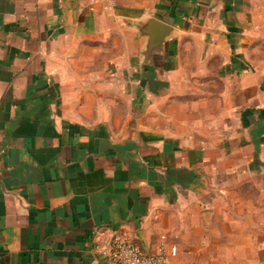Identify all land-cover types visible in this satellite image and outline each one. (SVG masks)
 Returning <instances> with one entry per match:
<instances>
[{
	"label": "crops",
	"instance_id": "crops-1",
	"mask_svg": "<svg viewBox=\"0 0 264 264\" xmlns=\"http://www.w3.org/2000/svg\"><path fill=\"white\" fill-rule=\"evenodd\" d=\"M257 180L264 0H0V264H108L106 231L180 264Z\"/></svg>",
	"mask_w": 264,
	"mask_h": 264
},
{
	"label": "rangeland",
	"instance_id": "rangeland-1",
	"mask_svg": "<svg viewBox=\"0 0 264 264\" xmlns=\"http://www.w3.org/2000/svg\"><path fill=\"white\" fill-rule=\"evenodd\" d=\"M118 109L120 114L113 117L122 121L126 117L123 102ZM239 193L243 196L239 199L243 200L237 203V197L233 198L227 210L231 219L226 221L224 230L219 229L221 235L216 234L220 243L213 244L211 237L212 243L198 246L180 264H264V182H250Z\"/></svg>",
	"mask_w": 264,
	"mask_h": 264
},
{
	"label": "built area",
	"instance_id": "built-area-1",
	"mask_svg": "<svg viewBox=\"0 0 264 264\" xmlns=\"http://www.w3.org/2000/svg\"><path fill=\"white\" fill-rule=\"evenodd\" d=\"M92 6L96 3L113 5L116 0H86ZM99 255L107 259L108 264H169L176 256L175 246L159 245L152 254H144L127 232H101L98 235Z\"/></svg>",
	"mask_w": 264,
	"mask_h": 264
},
{
	"label": "water",
	"instance_id": "water-1",
	"mask_svg": "<svg viewBox=\"0 0 264 264\" xmlns=\"http://www.w3.org/2000/svg\"><path fill=\"white\" fill-rule=\"evenodd\" d=\"M147 24L153 25V30H159V29L162 30V34L160 36L156 37V36L148 35L146 51H147V54L151 56L152 52L157 51V50L159 51L161 49L160 47L163 45L165 40L169 37L168 32L170 31V29L166 25L158 21H155V20H150L148 21Z\"/></svg>",
	"mask_w": 264,
	"mask_h": 264
}]
</instances>
